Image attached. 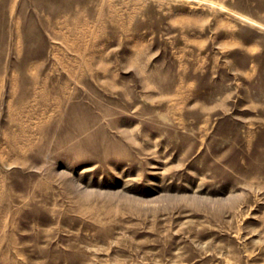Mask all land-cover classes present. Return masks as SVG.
I'll list each match as a JSON object with an SVG mask.
<instances>
[{
	"label": "rangeland",
	"instance_id": "374dc122",
	"mask_svg": "<svg viewBox=\"0 0 264 264\" xmlns=\"http://www.w3.org/2000/svg\"><path fill=\"white\" fill-rule=\"evenodd\" d=\"M0 264H264V0H0Z\"/></svg>",
	"mask_w": 264,
	"mask_h": 264
}]
</instances>
